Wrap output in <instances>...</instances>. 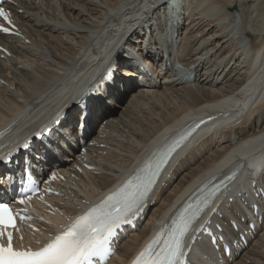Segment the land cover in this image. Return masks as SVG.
<instances>
[{
	"label": "bare ground",
	"instance_id": "6f19581e",
	"mask_svg": "<svg viewBox=\"0 0 264 264\" xmlns=\"http://www.w3.org/2000/svg\"><path fill=\"white\" fill-rule=\"evenodd\" d=\"M166 1L30 0L12 8L23 11L15 13V20L31 45L0 37V44L11 52L10 58H0V127L20 111L24 116L18 129L38 119L42 106L58 102L57 112L62 111L71 100L66 96L77 97L85 85L95 84L98 70L107 65L106 73L113 67L120 78L102 95L110 104L103 112L114 118L105 121L106 116L96 113L91 118L97 126L101 121L107 124L112 135L107 145L114 154L103 158L88 148L99 174L84 171L72 184H64L66 197L55 202L67 215L77 214L83 203L113 189L157 142L197 115L214 118L173 160L168 170L175 179L168 178V171L164 174L148 200L146 220L120 243L108 264H125L191 190L223 169L219 165L245 166L246 160L255 162L264 154V0H250L249 16L236 11L233 0H181L180 58L186 67L203 68L198 81L181 88L137 87L119 112L112 110L137 82L133 64L118 60L136 48L141 34L147 37L150 27L160 25ZM158 34L163 32L154 29V36ZM79 121L80 111L74 109L61 128L66 136H54V141L69 147L68 139L74 135L70 130ZM231 135L237 141H231ZM244 178L242 173L234 186L242 189ZM235 264H264V228Z\"/></svg>",
	"mask_w": 264,
	"mask_h": 264
},
{
	"label": "snow or ice",
	"instance_id": "6c2138e0",
	"mask_svg": "<svg viewBox=\"0 0 264 264\" xmlns=\"http://www.w3.org/2000/svg\"><path fill=\"white\" fill-rule=\"evenodd\" d=\"M0 18L11 24L9 13L2 7ZM8 31V28L0 27V32ZM183 139L181 136L160 153L158 158L149 162L127 181L117 193L77 217L61 233L36 251L14 248L12 230L16 228V215L8 204L0 202V264H99L100 258L110 255L109 246L117 230L139 209L161 166ZM218 190L219 186L210 196L215 195ZM23 202V199L19 201L21 204ZM204 203L207 204L208 201L205 200ZM199 211L198 207L190 215L181 213L180 219L173 222L169 239L159 250L154 251L157 243L154 240L139 254L133 264H189L183 259L187 255L184 251V240ZM5 238L6 245L3 243Z\"/></svg>",
	"mask_w": 264,
	"mask_h": 264
},
{
	"label": "rangeland",
	"instance_id": "374dc122",
	"mask_svg": "<svg viewBox=\"0 0 264 264\" xmlns=\"http://www.w3.org/2000/svg\"><path fill=\"white\" fill-rule=\"evenodd\" d=\"M234 1V5L237 7L236 8V11L238 10V12L241 14V15H246V16H249L248 13L250 12L251 10V6L253 4V2H251L250 0H244V2L241 0H233ZM244 3V4H243ZM248 4V5H247ZM239 6V8H238ZM250 7V8H249ZM248 8V9H247ZM243 18V17H242Z\"/></svg>",
	"mask_w": 264,
	"mask_h": 264
}]
</instances>
